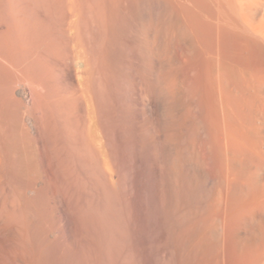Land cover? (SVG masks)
<instances>
[{
	"label": "bare ground",
	"instance_id": "obj_1",
	"mask_svg": "<svg viewBox=\"0 0 264 264\" xmlns=\"http://www.w3.org/2000/svg\"><path fill=\"white\" fill-rule=\"evenodd\" d=\"M220 244L264 264V0H0V264Z\"/></svg>",
	"mask_w": 264,
	"mask_h": 264
},
{
	"label": "rangeland",
	"instance_id": "obj_2",
	"mask_svg": "<svg viewBox=\"0 0 264 264\" xmlns=\"http://www.w3.org/2000/svg\"><path fill=\"white\" fill-rule=\"evenodd\" d=\"M209 223H207V224L205 223L206 226L209 225ZM240 236L242 238L243 237L244 238L247 237L246 231L243 230L240 233ZM222 245H221V247H222L221 249H219V247H217V251L219 249L217 254H215L216 251L214 253L217 256V258H216V256L213 257V258H216L215 264H257V263L254 262L256 257L255 258L253 257L254 254L252 252L250 253V252L246 251L249 254L248 253H244V252H243L244 254H240V253H236L235 254V252L232 251V249L230 248L231 246H229L228 244H225L223 246ZM250 254H252L253 256L250 255ZM213 261H214V259H213ZM256 261L258 262V260H256ZM212 263H214V262H212Z\"/></svg>",
	"mask_w": 264,
	"mask_h": 264
}]
</instances>
